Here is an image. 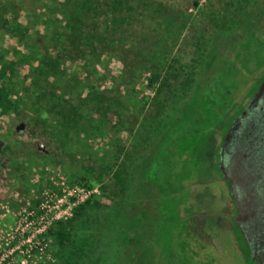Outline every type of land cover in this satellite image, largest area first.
Here are the masks:
<instances>
[{"label":"rangeland","instance_id":"374dc122","mask_svg":"<svg viewBox=\"0 0 264 264\" xmlns=\"http://www.w3.org/2000/svg\"><path fill=\"white\" fill-rule=\"evenodd\" d=\"M125 1L122 8L109 2L102 15L91 17L89 37L75 42L78 50L64 45L51 51L69 56L53 73L59 116H44L52 124L44 127L40 114L48 108L34 97L35 55L63 23V0H0V68L13 73L0 80L9 102L0 107V264H210L206 254L218 264H246L227 219L215 217L225 227L224 246L212 253L201 256L160 227L150 244L153 256L145 252L162 204L152 177L170 170L171 186L187 183L201 166L210 169L221 193L215 152L227 124H217L205 149L210 134L190 132L191 144L182 131L202 116L222 81L216 75L226 48L258 38L253 47L264 51V0ZM237 48L264 63V54L249 43ZM248 57L228 60L251 67L259 62ZM69 107L76 111L71 123L62 120ZM46 194L53 195L49 207L61 201L63 222L71 218L63 212L67 203L89 201L69 227L68 247L49 235L50 215L40 220ZM205 220L191 231L214 242Z\"/></svg>","mask_w":264,"mask_h":264},{"label":"flooded vegetation","instance_id":"af4514ba","mask_svg":"<svg viewBox=\"0 0 264 264\" xmlns=\"http://www.w3.org/2000/svg\"><path fill=\"white\" fill-rule=\"evenodd\" d=\"M258 40V38H245L240 43L235 42V47L225 49L223 55L226 57L221 56L219 62L221 69L216 75V77L221 76L222 81H219V84L218 82L215 83L216 85L213 84L215 94L208 98L204 107L202 106L204 110L202 116L193 122L188 121L182 131V134L186 136L184 139L187 140H190L188 139L190 132L196 134L200 131L205 136L210 134L204 138L205 149L211 144L212 135H217L215 132L219 129L217 124L220 123L221 126L227 124L215 152V168L222 184L221 193H219L218 185L211 179L210 169L201 166L195 169L193 180L187 183L178 182L171 186L170 170L167 171V175L157 176L154 179L152 177V188L159 189L158 196L162 204L158 209V218L148 240L145 255L151 253L153 256L150 244L153 238L155 240L159 227L164 232L172 231L179 237L181 246L199 249L201 256L206 252L212 253L209 249L224 246L223 229L225 230V227L219 223V220L217 222L215 220V218H221L227 219L230 236L235 247L244 257L245 263L264 264V100L255 107L235 134L231 155L224 171L220 160L222 142L229 126L251 101L264 78V63L260 62V58L254 57L255 54L247 50L238 49L237 46L249 43L253 49H257L253 46ZM257 50L264 54L262 47H258ZM230 56H233L236 62H240L244 57L249 58L248 56L256 58L259 62L252 67L249 64L234 65L233 61L228 60ZM192 140L194 139H191L190 143ZM190 173L192 172H188L187 178ZM220 194H223L224 198ZM226 207L228 210L224 211ZM205 216L204 226L209 234H214L216 242H210L209 239V241L203 240L201 234H193L191 231L195 230L199 219L202 220ZM208 216L209 219H207ZM158 222L160 226L157 225ZM181 228H184L185 236L180 235ZM160 246L159 244L158 248ZM167 248L169 253L172 249ZM206 256L210 264H218V261L211 256L207 254ZM174 257L181 263L180 257H178L179 260L177 256ZM185 260L186 258L183 259L184 263Z\"/></svg>","mask_w":264,"mask_h":264},{"label":"trees","instance_id":"16d2710c","mask_svg":"<svg viewBox=\"0 0 264 264\" xmlns=\"http://www.w3.org/2000/svg\"><path fill=\"white\" fill-rule=\"evenodd\" d=\"M111 4H116V7L122 8V5L126 3L125 0H63L61 4L63 6L61 19L63 23L58 30L51 36L47 37L46 40L41 42V52L35 55L34 62V75L36 81L34 83V97L38 104H44L48 110H43L40 114V119L44 120V127L52 126L51 123L44 119V116L49 115L55 119L59 116L60 105L58 104V97L55 95V88L53 87V73L60 67L61 62L68 58V51L56 52V55H52L54 49H58L64 45H68L71 52L78 50L77 45H80L83 39L80 36H87L91 31V25L89 24L91 17L102 15L103 6L107 7ZM123 3V4H122ZM116 16L118 9L114 7ZM115 18V15H114ZM97 30V29H95ZM78 40V41H77ZM86 41V40H84ZM88 44H91V39L87 40ZM96 42V41H95ZM62 49V48H60ZM52 51V52H51ZM61 53L62 56H59ZM126 53V51H125ZM126 58V56L124 57ZM10 72L9 75L13 74L10 67L3 66L0 68V80ZM157 81V76L153 75L148 80V86L153 87ZM5 88L0 87V107L9 104L7 100V93ZM73 107L65 108L62 120L67 123H71L75 114ZM117 165V157L111 160V168H115ZM37 204L38 202L35 201ZM89 201H86L73 209L72 216L67 222L56 221L54 222L49 230V235L54 237L57 243L62 247H68L72 241V236L69 233V227L78 221L83 216V211L87 207Z\"/></svg>","mask_w":264,"mask_h":264},{"label":"water","instance_id":"95a60500","mask_svg":"<svg viewBox=\"0 0 264 264\" xmlns=\"http://www.w3.org/2000/svg\"><path fill=\"white\" fill-rule=\"evenodd\" d=\"M263 100H264V78L262 82L260 83V85L258 86L251 101L248 103L245 109L239 114V116L232 122V124L229 126L224 136L222 147H221V155H220L221 167L223 171L231 155L232 142H233V138L235 134L240 129L242 123L246 119H248V117L252 114L255 107ZM21 131H22V124L16 127L17 133H20Z\"/></svg>","mask_w":264,"mask_h":264},{"label":"built area","instance_id":"2783aa9c","mask_svg":"<svg viewBox=\"0 0 264 264\" xmlns=\"http://www.w3.org/2000/svg\"><path fill=\"white\" fill-rule=\"evenodd\" d=\"M53 197V195H49L46 194L45 198L43 199L44 203H40V211H41V218L40 220H44L46 217L51 218L52 222H56V221H62L64 219H66L67 217H62L61 215V210H60V206H62V204L60 203L61 201H59L58 205H53L52 207H49L47 205V203L49 202V200ZM76 202V203H75ZM68 206L66 208L65 212L69 217L72 216V212L73 209L75 208L77 201H74V199H72V201L70 203H67ZM48 227L50 226V222L48 223ZM42 229H39L38 232H41V230H45V226L41 227ZM1 260V259H0Z\"/></svg>","mask_w":264,"mask_h":264}]
</instances>
